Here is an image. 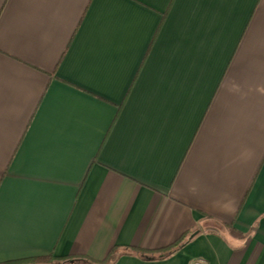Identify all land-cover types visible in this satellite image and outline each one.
I'll list each match as a JSON object with an SVG mask.
<instances>
[{
    "label": "crops",
    "instance_id": "0c3cea01",
    "mask_svg": "<svg viewBox=\"0 0 264 264\" xmlns=\"http://www.w3.org/2000/svg\"><path fill=\"white\" fill-rule=\"evenodd\" d=\"M112 248L264 264V0H0V264Z\"/></svg>",
    "mask_w": 264,
    "mask_h": 264
},
{
    "label": "trees",
    "instance_id": "16d2710c",
    "mask_svg": "<svg viewBox=\"0 0 264 264\" xmlns=\"http://www.w3.org/2000/svg\"><path fill=\"white\" fill-rule=\"evenodd\" d=\"M206 231L215 232L214 228L205 229ZM181 241L176 244L161 249L159 252L160 258L168 257L176 248L180 246ZM128 249H124L123 253H126ZM141 252V251H138ZM118 248H112L108 256L102 260L97 261L89 257H74V258H56L53 255H46L40 257H30L18 260H11L1 264H112L114 263L118 256L123 254Z\"/></svg>",
    "mask_w": 264,
    "mask_h": 264
},
{
    "label": "built area",
    "instance_id": "2783aa9c",
    "mask_svg": "<svg viewBox=\"0 0 264 264\" xmlns=\"http://www.w3.org/2000/svg\"><path fill=\"white\" fill-rule=\"evenodd\" d=\"M194 264H207L205 260L203 259H198L194 262Z\"/></svg>",
    "mask_w": 264,
    "mask_h": 264
}]
</instances>
